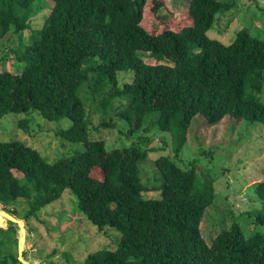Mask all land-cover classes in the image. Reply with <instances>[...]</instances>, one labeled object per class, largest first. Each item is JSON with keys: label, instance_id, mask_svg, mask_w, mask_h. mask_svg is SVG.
<instances>
[{"label": "trees", "instance_id": "16d2710c", "mask_svg": "<svg viewBox=\"0 0 264 264\" xmlns=\"http://www.w3.org/2000/svg\"><path fill=\"white\" fill-rule=\"evenodd\" d=\"M232 7L228 1L190 0L176 16L163 13L164 0H0L1 39L12 31L22 38L31 18L47 11L41 28L11 51L21 71H0V119L32 111L49 122L67 119L70 127L57 136L84 146L51 163L22 141H0V209L29 225L69 190L98 230L121 234L115 250L92 253L83 264H264V235H246L237 223L206 242L201 225L216 202L215 189L195 162L182 169L169 156L155 161L161 182L152 190L160 191V199L143 197L147 189L140 177L155 151L145 146L151 130L169 133L178 155L195 118L208 126L230 118L264 127L258 97L264 39L246 29L229 45L207 35ZM147 57L156 63H146ZM131 71L132 83L120 87L118 74ZM92 80V96L107 101L102 110L126 100L115 114L127 124L129 146L108 150L104 141L90 139L79 91ZM113 117L102 126L115 127ZM18 124L26 129L28 120ZM254 194L260 205L256 222L264 226V175ZM20 198L28 208L21 215L13 208ZM8 223L0 232L17 230ZM13 246L16 238H0V264H22L3 251Z\"/></svg>", "mask_w": 264, "mask_h": 264}, {"label": "rangeland", "instance_id": "374dc122", "mask_svg": "<svg viewBox=\"0 0 264 264\" xmlns=\"http://www.w3.org/2000/svg\"><path fill=\"white\" fill-rule=\"evenodd\" d=\"M163 13L172 12L176 16L187 11L190 0H164ZM231 2L230 12L219 14L214 27L207 35L225 45L231 44L239 30L246 29L252 36L264 39V0H222ZM47 11H41L30 20L31 30L40 29ZM218 15V16H219ZM31 30L20 34L8 33L0 38V71L20 72L21 67L14 60L11 53L21 41L27 40ZM25 43V42H24ZM146 63L156 62L147 57ZM85 66H92V62ZM133 72L118 74L120 87L133 81ZM90 87L79 91L91 121L89 137L91 140H102L108 150L129 146L130 141L126 133L127 124L116 116L126 105V100H114L108 103L110 107L98 101L99 95L92 96ZM110 86L105 87V92ZM98 93V92H97ZM264 104V86L258 95ZM98 101V102H97ZM117 110V114L115 111ZM114 115L115 127H104L110 123L109 117ZM118 117V118H117ZM27 119L26 129L20 128L18 122ZM70 122L67 119L49 122L37 111L28 114H8L0 119V141H22L29 147L39 151L49 162L62 157H70L77 151H83V144H75L57 136L59 129H68ZM142 135V134H141ZM148 142L145 146L155 149L143 163L140 177L146 191L145 199H160V191H153L152 187L160 180L155 161L161 156L171 157L182 169H188L192 163L200 168L205 176L213 181L215 189V204L208 208L202 220V234L206 242H211L224 228L233 223L239 224L246 235L258 232L264 235V226L256 222V213L260 208L254 194V187L263 180L264 175V127L260 123L236 122L224 118L218 125L208 126L203 119L196 118L190 128L188 139L177 155L173 149L172 138L169 133L151 130L147 133ZM138 138V135L135 136ZM18 177L22 174L15 172ZM76 196L67 190L62 198L43 208L38 217L31 219L26 228V242L24 245V260L31 264H83L87 257L100 250H115L121 234L109 227L98 230L77 209ZM21 215L28 209L24 199H19L13 207ZM2 210V209H1ZM242 214H244L242 216ZM18 218V217H17ZM22 220V216H19ZM9 223L0 216V228L7 229ZM34 228L31 232L29 229ZM0 238L5 241L20 239L19 226L16 231L9 229L8 233L0 232ZM18 256V247L3 248Z\"/></svg>", "mask_w": 264, "mask_h": 264}, {"label": "water", "instance_id": "95a60500", "mask_svg": "<svg viewBox=\"0 0 264 264\" xmlns=\"http://www.w3.org/2000/svg\"><path fill=\"white\" fill-rule=\"evenodd\" d=\"M0 216L6 219L7 221H10L12 223H15L19 226L20 229V239L18 243V259L22 264H31L24 260V245L26 242V228H25V222L23 220H19L18 218L12 216L11 214L3 211L0 209Z\"/></svg>", "mask_w": 264, "mask_h": 264}]
</instances>
